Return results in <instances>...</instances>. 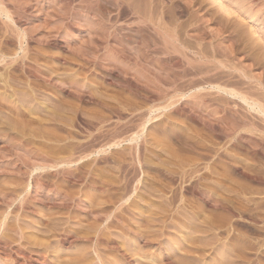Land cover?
Returning <instances> with one entry per match:
<instances>
[{
    "label": "rangeland",
    "instance_id": "rangeland-1",
    "mask_svg": "<svg viewBox=\"0 0 264 264\" xmlns=\"http://www.w3.org/2000/svg\"><path fill=\"white\" fill-rule=\"evenodd\" d=\"M14 1H0V264H264V0Z\"/></svg>",
    "mask_w": 264,
    "mask_h": 264
},
{
    "label": "bare ground",
    "instance_id": "bare-ground-1",
    "mask_svg": "<svg viewBox=\"0 0 264 264\" xmlns=\"http://www.w3.org/2000/svg\"><path fill=\"white\" fill-rule=\"evenodd\" d=\"M0 1H1V0H0ZM5 1H6V0H4V2H5ZM15 1H16V0H15ZM15 1H14V2H15ZM17 1H18V0H17ZM19 1H20V0H19ZM38 1H39V0H38ZM70 1H72V0H70ZM70 1H69V2H70ZM91 1H93V0H91ZM120 1H121V0H120ZM120 1H117V2H120ZM123 1H124V0H123ZM123 1H122V2H123ZM2 2H3V1H2ZM21 2H22V1H21ZM24 2H25V1H24ZM26 2H27V1H26ZM65 2H66V0H65ZM69 2H67L68 5H69ZM96 2H97V1H95V4H96ZM102 2H104V1H102ZM10 3H11V2H10ZM10 3H8V4L10 5ZM71 3H73V2H71ZM71 3H70V4H71ZM6 4H7V3H6ZM19 4H20V3H19ZM95 4H94V5H95ZM103 4H104V3H103ZM122 4H123V3H122ZM4 5H5V4H4ZM13 5H14V4H13ZM21 5H22V4H21ZM27 5H28V4H27ZM27 5H26V6H27ZM98 5H99V4H98ZM100 5H101V4H100ZM124 5H125V4H124ZM18 6H19V5H18ZM121 6H123V5H121ZM105 7H106V6H105ZM105 7H104V8H105ZM115 7H116V6H115ZM124 7H126V6H124ZM1 8H2V7H1ZM17 8H18V7H17ZM91 8H92V6H91ZM116 8H118V9L120 10L119 7H116ZM132 8H133V7H132ZM2 9H3V8H2ZM14 9H16V6H15ZM19 9H20V7H19ZM93 9H94V8H93ZM118 9H117V10H118ZM124 9H125V8H124ZM4 10H5V9H4ZM6 10H7V9H6ZM22 10H23V7H22ZM38 10H41V9H38ZM96 10H97V8H96ZM102 10H103V9H102ZM105 10H106V8H105ZM130 10H131V9H130ZM134 10H135V9H134ZM12 11H13V9H12ZM27 11H28V10H27ZM29 11H30V10H29ZM93 11H94V10H93ZM107 11H108V10H107ZM110 11H111V10H110ZM113 11H114V10H113ZM136 11H137V10H136ZM136 11H135V12H136ZM17 12H18V10H17ZM94 12H95V11H94ZM96 12H98V11H96ZM104 12H105V11H104ZM7 13H8V11H7ZM11 13H12V12H11ZM21 13H22V12H21ZM30 13H31V12H30ZM106 13H107V12H106ZM115 13H116V11H115ZM122 13H123V12H122ZM122 13H121V14H122ZM5 14H6V13H5ZM8 14H9V13H8ZM12 14H13V13H12ZM12 14H10V15H12ZM94 14H96V13H94ZM103 14H104V13H103ZM108 14H110V13H108ZM134 14H135V13H134ZM14 15H15V14H14ZM14 15H13V16H14ZM20 15H21V14H20ZM112 15H113V14H112ZM131 15H132V14H131ZM151 15H152V14H151ZM151 15H150V16H151ZM16 16H18V15H16ZM22 16H23V15H22ZM106 16H107V15H106ZM109 16H110V15H109ZM26 17H28V16H26ZM116 17H117V16H116ZM138 17H139V16H138ZM144 17H146V16L144 15ZM118 18H119V17H118ZM146 18H147V17H146ZM9 19H11V18H9ZM116 19H117V18H116ZM142 19H143V18H142ZM144 19H145V18H144ZM144 19H143V20H144ZM12 20H13V19H12ZM24 20H25V19H24ZM135 20H136V19H135ZM140 20H141V19H140ZM149 20H150V19H149ZM19 21H20V20H19ZM118 21H119V20H118ZM2 22H3V21H2ZM6 22H7V21H5V23H6ZM9 22H10V20H9ZM12 22H13V21H12ZM12 22H10V23H12ZM26 22H27V21H26ZM116 22H117V21H116ZM140 22H141V21H140ZM21 23H22V22H21ZM144 23H145V22H144ZM151 23H153V20H152ZM1 24H2V23H1ZM6 24H7V23H6ZM116 24H117V23H116ZM154 24H156V23L154 22ZM2 25H3V24H2ZM16 25H17V24H16ZM14 26H15V25H13V29H14ZM155 26H156V25H155ZM1 28H2V27H1ZM1 28H0V30H1ZM3 28H4V27H3ZM5 28H6V26H5ZM19 28H20V27H19ZM10 29H12V28H10ZM13 29H12V30H13ZM5 30H7V29H5ZM19 30H20V29H19ZM114 30H115V29H114ZM153 30H154V29H153ZM17 31H18V30H16V32H17ZM28 31H29V30H28ZM158 31H160V30H158ZM1 32H2V31H1ZM3 32H4V31H3ZM6 32H7V31H6ZM6 32H5V33H6ZM9 32H10V31H9ZM11 32H12V31H11ZM19 32H20V31H19ZM153 32H154V31H153ZM13 33H14V32H13ZM17 33H18V32H17ZM27 33H28V32H27ZM31 33H32V32H31ZM0 34H1V33H0ZM8 34H9V33H8ZM29 34H30V33H29ZM7 36H8V35H7ZM12 36H13V35H12ZM21 36H22V35H21ZM4 37H6V36H4ZM14 37H15V36H14ZM17 37H18V36H17ZM29 37H30V36H29ZM6 38H7V37H6ZM25 38H26V37H25ZM198 38H199V37H198ZM198 38H197V39H198ZM31 39H32V37H31ZM33 39H34V38H33ZM49 39H51V38H49ZM49 39H48V40H49ZM8 40H9V39H8ZM13 41H14V40H13ZM16 41H17V40H16ZM30 41H31V40H30ZM34 41L37 42L38 40H35V39H34ZM176 41H177V40H176ZM0 42H1V41H0ZM9 42H10V41H9ZM55 42H56V41H55ZM10 43H12V42H10ZM13 43H14V42H13ZM20 43H21V42H20ZM41 43H42V42H41ZM58 43H60V42H58ZM5 44H6V42H5ZM7 44H8V43H7ZM28 44H29V43H28ZM31 44H32V43H31ZM47 44H48V43H47ZM179 44H180V43H179ZM49 45H51V43H50ZM136 45H137V44H136ZM0 46H1V43H0ZM4 46H5V45H4ZM20 46H21V44H20ZM52 46H53V45H52ZM54 46H55V45H54ZM25 47H26V46H25ZM140 47H141V46H140ZM28 48H29V47H28ZM33 48H34V47H33ZM33 48H32V49H33ZM141 48H142V47H141ZM106 49H108V48H106ZM139 49H140V48H139ZM20 50H21V49H20ZM177 50H178V49H177ZM177 50H176V51H177ZM180 50H181V49H180ZM180 50H179V51H180ZM200 50H201V49H200ZM2 51H3V49H2ZM30 51H31V50H30ZM194 51H195V50H194ZM10 52H11V51H10ZM10 52H9V53H10ZM26 52H27V51H26ZM31 52H32V51H31ZM36 52H37V51H36ZM39 52H40V51H39ZM42 52H43V51H42ZM180 52H181V51H180ZM15 53H16V52H15ZM24 53H25V52H24ZM27 53H28V52H27ZM182 53H183V52H182ZM196 53H197V52H196ZM200 53H201V52H200ZM200 53H199V54H200ZM3 54H4V53H3ZM11 54H12V53H11ZM21 54H23V53H21ZM48 54H49V53H48ZM186 54H187V53H186ZM201 54H202V53H201ZM25 55L27 56V54H25ZM28 55H30V54H28ZM202 55H203V54H202ZM7 56H8V55H7ZM9 56H11V55H9ZM26 56H25V57H26ZM32 56H33V55H32ZM42 56H43V55H42ZM58 56H59V55H58ZM184 56H186V55L184 54ZM35 57H36V56H35ZM47 57H48V56H47ZM81 57H82V56H81ZM83 57H84V56H83ZM123 57H124V56H123ZM123 57H122V58H123ZM205 57H206V56H205ZM205 57H204V58H205ZM23 58H24V57H23ZM23 58H21V60H22ZM27 58H28V57H27ZM36 58H38V57H36ZM51 58H52V57H51ZM56 58H57V57H56ZM58 58H59V57H58ZM60 58H61V57H60ZM18 59H19V57H18ZM47 59H48V58H47ZM64 59H66V58H64ZM125 59H126V61H127V57H126ZM125 59H124V60H125ZM21 60H20V62H22ZM54 60H55V59H54ZM0 61H1V60H0ZM3 61H4V60H3ZM12 61H13V60H12ZM25 61H26V60H25ZM64 61H65V60H64ZM69 61H70V60H69ZM82 61H83V59H82ZM85 61H86V60H85ZM16 62H17V61H16ZM59 62H60V61H59ZM65 62H66V61H65ZM91 62H92V61H91ZM93 62H95V61H93ZM6 63H7V62H6ZM72 63H73V62H72ZM83 63H84V61H83ZM221 63H223V62H221ZM0 64H1V63H0ZM18 64H20V63H18ZM63 64H64V63H63ZM84 64H85V63H84ZM96 64H97V63H96ZM136 64H137V67H138V63H136ZM224 64H225V63H224ZM1 65H3V64H1ZM9 65H10V64H9ZM9 65H8V66H9ZM26 65H29V64H26ZM59 65H60V64H59ZM85 65H86V64H85ZM91 65H92V64H91ZM116 65H117V64H116ZM116 65H115V66H116ZM3 66H5V65H3ZM73 66H74V65H73ZM87 66H88V65H87ZM92 66H93V65H92ZM95 66H96V65H95ZM95 66H94V67H95ZM97 66H98V65H97ZM111 66H112V65H111ZM135 66H136V65H135ZM16 67H18V65H16ZM82 67H83V66H82ZM84 67H85V66H84ZM89 67H90V64H89ZM89 67H87V68H89ZM116 67H117V66H116ZM120 67H123V66L121 65ZM233 67H234V66H233ZM8 68H10V67H8ZM12 68H13V67H12ZM21 68H22V67H21ZM25 68H26V67H25ZM27 68H28V67H27ZM30 68H31V67H30ZM30 68H29V69H30ZM53 68H54V67H53ZM53 68H52V69H53ZM98 68H99V67H98ZM111 68H112V67H111ZM111 68H110V69H111ZM13 69H14V68H13ZM15 69H16V68H15ZM54 69H55V68H54ZM89 69H90V68H89ZM93 69H95V68H93ZM115 69H117V68H115ZM25 70L27 71V69H25ZM96 70H97V69H96ZM201 70H202V69H201ZM204 70H205V69H204ZM237 70H238V69H237ZM15 71H16V70H15ZM18 71H19V70H18ZM21 71H23V69H22ZM32 71H33V70H32ZM32 71H31V72H32ZM55 71H56V69H55ZM99 71H100V70H99ZM102 71H103V70H102ZM113 71H114V70H113ZM206 71H207V70H206ZM5 72H7V71H5ZM8 72H10V71H8ZM52 72L54 73V71H52ZM52 72H51V74H52ZM85 72H86V70H85ZM87 72H89V71H87ZM87 72H86V73H87ZM95 72H96V71H95ZM97 72H98V70H97ZM184 72H185V71H184ZM189 72H190V71H189ZM210 72H211V71H210ZM20 73H21V72H20ZM33 73H34V72H33ZM42 73H43V72H42ZM93 73H94V72H93ZM181 73H182V72H181ZM181 73H180V74H181ZM192 73H194V71H193ZM200 73H203V71H200ZM218 73H219V72H218ZM220 73H221V71H220ZM222 73H223V72H222ZM242 73H243V72H242ZM0 74H1V73H0ZM3 74H4V73H3ZM3 74H2V75H3ZM5 74H6V73H5ZM11 74L13 75V73H11ZM15 74H16V73H15ZM38 74H39V73H38ZM38 74H37V75H38ZM45 74H46V72H45ZM90 74H91V73H90ZM90 74H89V75H90ZM197 74H198V72H197ZM197 74H196V75H197ZM211 74H212V73H211ZM214 74H215V73H214ZM2 75H0V76H1V79H2ZM7 75H8V74H7ZM87 75H88V74H87ZM87 75H86V76H87ZM96 75H97V74H96ZM102 75H103V74H102ZM104 75H105V74H104ZM183 75H184V73H183ZM186 75H187V74H186ZM222 75H224V74H222ZM240 75H241V74H240ZM249 75H250V74H249ZM9 76H10V74H9ZM25 76H26V75H25ZM49 76H50V75H49ZM52 76H53V75H52ZM179 76H180V75H179ZM189 76H190V75H189ZM209 76H210V75H209ZM225 76H227L226 73H225ZM7 77H8V76H7ZM15 77H16V75H15ZM27 77H28V76H27ZM38 77H39V75H38ZM44 77H45V76H44ZM56 77H57V76H56ZM89 77H90V76H89ZM97 77H98V76H97ZM182 77H183V76H182ZM184 77H186V76H184ZM184 77H183V78H184ZM192 77H193V76H192ZM214 77H215V76H214ZM214 77H213V78H214ZM217 77H218V76H217ZM219 77H221V76H219ZM227 77H228V76H227ZM229 77H230V76H229ZM250 77H251V76H250ZM257 77H258V76H257ZM3 78H4V77H3ZM10 78H12V77H10ZM36 78H37V77H36ZM46 78H47V77H46ZM50 78H51V77H50ZM180 78H181V77H180ZM180 78H179V80H180ZM188 78H189V77H188ZM193 78H194V77H193ZM211 78H212V77H211ZM213 78H212V79H213ZM253 78H254V77H253ZM13 79H14V78H13ZM29 79H30V77H29ZM42 79H43V76H42ZM174 79H176V78H174ZM174 79H173V80H174ZM177 79H178V78H177ZM186 79H187V78H186ZM201 79H202V78H201ZM221 79H222V78H221ZM243 79H244V78H243ZM261 79H262V78H261ZM6 80H8V78H7ZM15 80H17V79H15ZM49 80H50V79H48V81H49ZM203 80H204V79H203ZM203 80H202V81H203ZM208 80H210V79L208 78ZM208 80H207V81H208ZM214 80H215V79H214ZM3 81H4V80H3ZM31 81H32V80H31ZM34 81H35V80H34ZM46 81H47V80H46ZM58 81H59V80H58ZM72 81H73V80H72ZM103 81H104V80H103ZM175 81H176V80H174V82H175ZM177 81H178V80H177ZM200 81H201V80H200ZM216 81H217V79H216ZM219 81H220V80H219ZM221 81H222V80H221ZM6 82L9 83L8 81H6ZM13 82H14V81H13ZM35 82H36V81H35ZM37 82H38V81H37ZM44 82H45V81H44ZM44 82H42V83H44ZM55 82H56V81H55ZM70 82H71V81H69V83H70ZM73 82H74V81H73ZM73 82H72V83H73ZM76 82H77V81H76ZM210 82H211V81H210ZM217 82H218V81H217ZM243 82H244V80H243ZM246 82H247V81H246ZM254 82H255V81H254ZM257 82H258V81H257ZM2 83H4V82H2ZM2 83H1V84H2ZM53 83H54V82H53ZM53 83H52V84H53ZM79 83H80V82H79ZM79 83H78V84H79ZM158 83H159V82H158ZM207 83H209V82H207ZM207 83H204V84H207ZM215 83H216V82H215ZM215 83H214V84H215ZM228 83H229V81H228ZM235 83H236V82H235ZM241 83H242V82H241ZM18 84H19V83H18ZM29 84H30V83H29ZM33 84H35V83H33ZM46 84H47V83H46ZM48 84H50V83L48 82ZM175 84H177V83H175ZM197 84H198V83H197ZM199 84H200V83H199ZM224 84H226V83H224ZM230 84H231V83H230ZM230 84L228 85V87L231 86L233 83H232L231 85H230ZM242 84H243V83H242ZM254 84H255V83H254ZM256 84H257V83H256ZM20 85H21V84H20ZM31 85H32V84H30V86H31ZM36 85H37V84H36ZM170 85H172V84H170ZM170 85H169V86H170ZM200 85H201V84H200ZM6 86H7V85H6ZM10 86H11V84H10ZM15 86H16V85H15ZM32 86L34 87V85H32ZM56 86H57V85H56ZM224 86H226V85H224ZM258 86H259V84H258ZM13 87H14V86H13ZM13 87H12V88H13ZM194 87H195V86H194ZM4 88H5V87H4ZM12 88H11V89H12ZM30 88H31V87H30ZM173 88H174V87H173ZM258 88H259V87H258ZM5 89H7V87H6ZM16 89H17V88H16ZM20 89H21V88H20ZM20 89H19V90H20ZM25 89H26V88H25ZM170 89H171V88H170ZM221 89H223V88H221ZM233 89H234V88H233ZM253 89H255V88H253ZM7 90H9V89H7ZM21 90H23V92H24L23 87H22ZM21 90H20V91H21ZM33 90H34V88H33ZM60 90H61V89H60ZM62 90H63V89H62ZM218 90H219V88H218ZM235 90H236V89H235ZM0 91H4V90H1V89H0ZM9 91H10V90H9ZM29 91H30V90H29ZM82 91H83V90H82ZM82 91H81V93H83ZM224 91H226V90H224ZM237 91H238V90H237ZM237 91H236V92H237ZM240 91H241V90H240ZM255 91H256V90H255ZM5 92H6V91H5ZM26 92H27V91H26ZM169 92L171 93V91H169ZM178 92H179V91H178ZM220 92H221V90H220ZM227 92H228V91H227ZM241 92H242V91H241ZM256 92H257V91H256ZM261 92H263V91H261ZM7 93H8V91H7ZM10 93H11V92H10ZM10 93H9V94H10ZM13 93H14V91L12 92V94H13ZM27 93H28V92H27ZM29 93H30V92H29ZM32 93L34 94V92H32ZM85 93H86V92H85ZM153 93H154V92H153ZM170 93H169V94H170ZM216 93H218V92H216ZM239 93H240V92H239ZM249 93H250V92H249ZM252 93H253V92H252ZM20 94H21V93H20ZM150 94H151V93H150ZM154 94H155V93H154ZM243 94H244V93H243ZM246 94H247V93H246ZM246 94H244V95H246ZM253 94H255V93H253ZM258 94H260V93H258ZM5 95H6V94H5ZM17 95H18V94H17ZM26 95H27V94H26ZM225 95H226V94H225ZM234 95H235V94H234ZM260 95H261V94H260ZM260 95H259V96H260ZM11 96L13 97V95H11ZM28 96H30V94H28ZM35 96H36V95H35ZM78 96H79V95H78ZM240 96H241V95H240ZM246 96H249V95H246ZM251 96H252V95H251ZM254 96H255V95H254ZM1 97H2V96H1ZM5 97H6V96H5ZM8 97H9V96H8ZM81 97H83L82 94H81ZM144 97H145V96H144ZM155 97H157V96H155ZM9 98H10V97H9ZM32 98H33V97H32ZM231 98H232V97H231ZM255 98H256V97H255ZM1 99H2V98H1ZM33 99H34V98H33ZM33 99H31V100H33ZM38 99H39V98H38ZM80 99H81V98H80ZM153 99H156V98H153ZM160 99H162V98H160ZM169 99H171V98H169ZM250 99H251V98H250ZM262 99H263V98H262ZM3 100H4V99H3ZM6 100H7V99H6ZM14 100H16V99H14ZM147 100H148V99H147ZM149 100H150V99H149ZM149 100H148V101H149ZM232 100H233V99H232ZM170 101H172V100H170ZM173 101H174V100H173ZM256 101H257V100H256ZM8 102H9V101H8ZM175 102H177V101H175ZM5 103H6V102H5ZM12 103H13V102H12ZM34 103L36 104V101H35ZM39 103H40V102H39ZM100 103H101V102H100ZM7 104H8V103H7ZM15 104H16V103H15ZM43 104H44V103H43ZM101 104H102V103H101ZM261 104H262V102H261ZM2 105H3V103H2ZM4 105H5V104H4ZM16 105H17V104H16ZM37 105H38V103H37ZM37 105H36V106H37ZM102 105H103V104H102ZM169 105H170V102H169ZM228 105H229V104H228ZM6 106H7V105H6ZM8 106H10V105L8 104ZM41 106H42V105H41ZM46 106H47V105H46ZM103 106H104V105H103ZM167 106H168V105H167ZM10 107H12V104H11ZM13 107H15V106H13ZM17 107H18V106H17ZM17 107H15V109H16ZM168 107H169V106H168ZM1 108H3V107H1ZM1 108H0V110H1ZM23 108H24V107H23ZM27 108H28V107H27ZM34 108H35V107H34ZM39 108H40V107H39ZM175 108H176V107H175ZM3 109H4V108H3ZM8 109H9V108H8ZM8 109H6V110H8ZM29 109H31V108H28V110H29ZM32 109H33V108H32ZM165 109H166V108H165ZM171 109L173 110V108H171ZM13 110H14V109H13ZM28 110H27V111H28ZM36 110H37V109H36ZM36 110H35V111H36ZM40 110H41V109H40ZM43 110H44V109H43ZM43 110H42V111H43ZM51 110H52V109H51ZM249 110H250V109H249ZM2 111H3V110H2ZM9 111H10V110H9ZM21 111H22V110H21ZM42 111H41V112H42ZM17 112H19V111H17ZM17 112H16V113H17ZM24 112H25V111H24ZM52 112H53V111H52ZM9 113H10V112H9ZM12 113H14V112H12ZM30 113H31V111L29 112V114H30ZM36 113H37V111H36ZM38 113H39V111H38ZM47 113H49V112H47ZM54 113H55V110H54ZM237 113H238V112H237ZM258 113H259V112H258ZM20 114H21V112H20ZM22 114H23V113H22ZM27 114H28V112H27ZM58 114H59V112H58ZM5 115H6V114H5ZM18 115H19V114H18ZM24 115H25V114H24ZM30 115H31V114H30ZM50 115H51V114H50ZM55 115H56V114H55ZM7 116H8V115H7ZM22 116H23V115H22ZM33 116H34V115H33ZM263 116H264V115H263ZM2 117H3L2 119H4L5 116H2ZM14 117H15V116H14ZM14 117H13V118H14ZM16 117H17V116H16ZM20 117H21V116H20ZM26 117H27V116H26ZM30 117H31V116H30ZM36 117H37V116H36ZM36 117H35V118H36ZM7 118L10 119V117H7ZM13 118L11 119V122H12ZM53 118H54V116H53ZM0 119H1V118H0ZM16 119H17V118H16ZM32 119H33V118H32ZM37 119H38V117H37ZM5 120H6V119H5ZM14 120H15V118H14ZM29 120H30V119H29ZM38 120H39V119H38ZM48 120H49V119H48ZM53 120H54V119H53ZM8 121H9V120H8ZM16 121H17V120H16ZM22 121H23V120H22ZM26 121H27V119H26ZM35 121H37V120H35ZM42 121H43V120H42ZM24 122H25V121H24ZM31 122H32V121H31ZM31 122H29V123H31ZM33 122H34V121H33ZM5 123H7V121H6ZM19 123H21V122H19ZM26 123H27V125H26ZM26 123H25V125L28 126V122H26ZM38 123H39V122H38ZM38 123H36V124H38ZM40 123H41V122H40ZM40 123H39V124H40ZM0 124H1V123H0ZM8 124H9V123H8ZM21 124H23V123H21ZM252 124H253V123H252ZM5 125H6V124H5ZM17 125H18V124H17ZM25 125L23 124L24 127H25ZM256 125H257V124H256ZM12 126H14V125H13V122H12ZM30 126H32V125H30ZM30 126H29V127H30ZM254 126H255V125H254ZM258 126H259V125H258ZM1 127H2V125H1ZM9 127H11L10 124H9ZM15 127H16V126H15ZM21 127H22V125H21ZM249 127H250V126H249ZM255 127H256V126H255ZM16 128H17V127H16ZM25 128L27 129V127H25ZM32 128H33V127H32ZM32 128H31V129H32ZM212 128H213V127H212ZM12 129H13V128H12ZM26 129H25V130H26ZM28 129H29V128H28ZM31 129H29V130L32 131ZM9 130H10V129H9ZM15 130H16V129H15ZM23 130H24V129H23ZM2 131H3V130H2ZM10 131H11V130H10ZM16 132H17V130H16ZM13 133H14V132H13ZM20 133H21V132H20ZM20 133H19V134H20ZM38 133H39V132H38ZM222 133H223V131H222ZM0 134H1V135H2V134L5 135V134H7V132H6L5 134H4L3 132H2V133L0 132ZM26 134H27V133H26ZM35 134H36V133H35ZM35 134H34V135H35ZM220 134H221V133H220ZM9 135H10V134H8V136H9ZM22 135H23V134H22ZM31 135H32V134H31ZM34 135H33V136H34ZM6 136H7V135H6ZM10 136H11V135H10ZM17 136H18V135H17ZM24 136H25V135H24ZM26 136H27V135H26ZM3 137H4V136H3ZM14 137H15V135H14ZM14 137H13V138H14ZM20 137H21V136H20ZM20 137H19V139H18L19 141H20ZM90 137H91V136H90ZM11 138H12V137H11ZM11 138L9 139L10 141H11ZM15 138H16V137H15ZM22 138H23V137H22ZM3 139H4V138H3ZM16 139H17V138H16ZM0 140H1V139H0ZM4 140H5V139H4ZM6 140H7V139H6ZM9 140H8V141H9ZM18 140H17V141H18ZM14 142H15V139H14ZM14 142H13V143H14ZM55 142H56V141H55ZM58 142H59V141H58ZM11 143H12V142H11ZM114 144H115V143H114ZM12 145H13V144H12ZM5 146H6V145H5ZM54 148H55V147H54ZM64 148H65V147H64ZM69 148H70V147H69ZM6 149H7V148H6ZM60 149H61V148H60ZM9 150H10V149H9ZM51 150H52V149H51ZM57 150H59V149H57ZM62 150H63V149H62ZM64 150H65V149H64ZM66 150L68 151V149H66ZM73 150H74V149H73ZM75 150H76V149H75ZM250 150H251V149H250ZM43 151H44V150H43ZM55 151H56V150H55ZM55 151H54V150L52 151L53 154L55 153ZM252 151H253V150H252ZM257 151H258V150H257ZM49 152H50V151H48V153H49ZM57 152H58V151H57ZM61 152H62V151H60V153H61ZM65 152H66V151H65ZM68 152H69V151H68ZM72 152H73V151H72ZM254 152H255V151H254ZM254 152H253V153H254ZM12 153H13V152H12ZM38 153H39V152H38ZM40 153H41V152H40ZM40 153H39V154H40ZM50 153H51V152H50ZM58 153H59V152H58ZM58 153H57V154H58ZM70 153H71V150H70ZM75 153H76V152H75ZM75 153H74V154H75ZM97 153H98V152H97ZM251 153H252V152H251ZM10 154H11V153H10ZM15 154H16V153H15ZM17 154H18V153H17ZM17 154H16V155H17ZM39 154H38V158H39ZM61 154H62V153H61ZM63 154H64V152H63ZM66 154H67V153H65V155H66ZM254 154H255V153H254ZM0 155H1V154H0ZM12 155H13V154H12ZM16 155H15V156H16ZM36 155H37V154H36ZM40 155H41V154H40ZM46 155H47V154H46ZM51 155H52V154H51ZM51 155H50V156H51ZM65 155H64V156H65ZM89 155H90V154H89ZM89 155H87V156L89 157ZM255 155H256V154H255ZM13 156H14V155H13ZM13 156H12V157H13ZM17 156H18V155H17ZM17 156H16V157H17ZM29 156H30V155H29ZM42 156H43V155H42ZM54 156L57 157L58 155L54 154ZM62 156H63V155H62ZM68 156H69V155H68ZM87 156H85V157H87ZM103 156H104V155H103ZM0 157H1V156H0ZM10 157H11V156H10ZM35 157H36V156H35ZM47 157H48V156H47ZM56 157H55V158H56ZM65 157H67V156H65ZM69 157H70V156H69ZM69 157H68V158H69ZM72 157H73V156L70 157L71 160H72ZM88 157H87V158H88ZM4 158H5V157H4ZM4 158H3V159H4ZM20 158H21V156H20ZM45 158H46V156H45ZM51 158H52V156H51ZM53 158H54V157H53ZM55 158H54V159H55ZM79 158H80V157H79ZM82 158H83V157H82ZM5 159H6V158H5ZM15 159H16V158H15ZM27 159H28V158H27ZM33 159H34V158H33ZM42 159H43V158H42ZM49 159H50V158H49ZM73 159H74V158H73ZM76 159H77V158H76ZM89 159H90V157H89ZM93 159H94V158H93ZM20 160H23V159H20ZM37 160H38V159H37ZM46 160H47V159H46ZM56 160H57V161H56ZM56 160H53V162H56L57 165H58V164H59V165H66V164L74 163V162L76 161V160H75L74 162H72V161L67 160V159H65V158H58V157H57ZM24 161H26V159H25ZM40 161H41V160H40ZM51 161H52V160H51ZM78 161H79V160H78ZM93 161H94V160H93ZM8 162H9V161H8ZM30 162H32V160H31ZM49 162H50V160H49ZM9 163H10V162H9ZM14 163H15V162H14ZM10 164H11V163H10ZM25 164H26V162H25ZM33 164H34V162H33ZM35 164H37V163H35ZM49 164H51V163H49ZM54 164H55V163H54ZM14 165H16V164H14ZM27 165H28V163H27ZM29 165H30V164H29ZM29 165H28V167H29ZM45 165H46V163H45ZM22 166H23V165H22ZM22 166H21V167H22ZM32 166H33V165H32ZM50 166H51V165H50ZM67 166H68V165H67ZM10 167H11V166H10ZM12 167H13V166H12ZM38 167H39V166H38ZM59 167H60V166H59ZM19 168H20V166H19ZM19 168H18V169H19ZM23 168H24V167H23ZM52 168H53V167H52ZM57 168H58V167H57ZM57 168H56V169H57ZM68 168H69V167H68ZM30 169H31V168H30ZM50 169H51V167H50ZM58 169H59V168H58ZM60 169H62V167H61ZM26 170H27V169H26ZM48 170H49V169H48ZM64 170H66V168H65ZM0 171H1V170H0ZM15 171H16V170H15ZM42 171H43V170H42ZM57 171H59V170H57ZM62 171H63V170H62ZM67 171H68V170H67ZM16 172H18V171H16ZM28 172H29V171H28ZM91 172H92V171H91ZM25 173H26V171H25ZM30 173H31V172H30ZM49 173H50V172H49ZM187 173H188V172H187ZM195 173H196V172H195ZM198 173H199V171H198ZM63 174H64V173H63ZM63 174H62V175H63ZM22 175H23V174H22ZM25 175H26V174H25ZM49 175H50V174H49ZM52 175H53V174H52ZM54 175H56V173H55ZM57 175H58V174H57ZM64 175H65V174H64ZM193 175H194V174H193ZM20 176H21V175H20ZM20 176H19V177H20ZM78 176H79V175H78ZM186 176H187V175H186ZM21 177H23V176H21ZM41 177H42L41 175H37V176L34 178L33 181H35V185H38L37 183H39V185H41V184H40V183H41L40 181H42V180L40 179ZM51 177H52V176H51ZM55 177H56V176H55ZM59 177H61V176H59ZM59 177H58V178H59ZM24 178H25V176H24ZM27 178H28V176H27ZM62 178H63V176H62ZM77 178H78V177H77ZM85 178H86V177H85ZM85 178H84V179H85ZM254 178H255V177H254ZM256 178L259 179L258 177H256ZM30 179H31V178H30ZM39 179H40V181H39ZM46 179H47V177H45V180L43 179V181L46 182ZM63 180H66V179L64 178ZM80 180H81V179H80ZM24 181H25V179H24ZM26 181H27V179H26ZM30 181H31V180H30ZM43 181H42V182H43ZM47 181L50 182V180H47ZM70 181H71V180H70ZM195 181H196V180H195ZM57 182H58V181H57ZM88 182H90V181H88ZM196 182H197V181H196ZM196 182H195V184L197 185ZM198 182H199V181H198ZM22 183H23V182H21V184H22ZM24 183H25V182H24ZM52 183H53V182H52ZM52 183H51V184H52ZM19 184H20V183H19ZM33 184H34V183H33ZM42 184H43V183H42ZM57 184H58V183H57ZM57 184H56V185H57ZM90 184H92V182H91ZM22 185H23V184H22ZM24 185H25V184H24ZM26 185H28V184H26ZM19 186H20V185H18V188H19ZM42 186H43V185H42ZM45 186H47V185H45ZM51 186H52V185H51ZM53 186H55V185H53ZM86 186H87V185H86ZM88 186H89V185H88ZM194 186H195V185H194ZM7 187H9V186H7ZM10 187H11V186H10ZM40 187H41V186H40ZM47 187H49V185H48ZM47 187H46V189H48ZM92 187H93V186H92ZM102 187H103V186H102ZM102 187H101V188H102ZM11 188H12V187H11ZM16 188H17V187H16ZM24 188H25V187H24ZM49 188L51 189V187H49ZM61 188H62V187H61ZM88 188H89V187H88ZM9 189H10V188H9ZM22 189H23V188H22ZM53 189H54V188H53ZM62 189H63V188H62ZM108 189H109V188H108ZM15 190H16V189H15ZM19 190H20V189H19ZM19 190H18V191H19ZM30 190H31V189H30ZM39 190H40V189H39ZM56 190H57V189H56ZM56 190H55V192H56ZM58 190H59V189H58ZM101 190H102V189H101ZM0 191H1V190H0ZM2 191H3V190H2ZM4 191H6V190H4ZM7 191H8V189H7ZM59 191H60V190H59ZM59 191H58V192H59ZM105 191H106V190H105ZM38 192H39V191H38ZM40 192H41V191H40ZM40 192H39V193H40ZM46 192H47V190H46ZM48 192H49V191H48ZM103 192H104V191H103ZM10 193H11V192H10ZM14 193H15V192H14ZM14 193H13V194H14ZM21 193H22V192H21ZM21 193H20V194H21ZM56 193H57V192H56ZM4 194H5V193H4ZM24 194H25V193H24ZM33 194H34V193H33ZM35 194H36V193H35ZM54 194H55V193H54ZM57 194H58V193H57ZM67 194H68V193H67ZM31 195H32V194H31ZM40 195H41V194H40ZM64 195L66 196V194H64ZM8 196H9V195H8ZM14 196H15V195H14ZM55 196H56V195H55ZM62 196H63V195H62ZM6 197H7V196H6ZM17 197H18V196H16V198H17ZM27 197H28V196H26V198H27ZM30 197H32V196H30ZM30 197H29V198H30ZM50 197H51V196H50ZM69 197H71V196L69 195ZM69 197H68V199H69ZM73 197H74V196H73ZM2 198H3V197H2ZM8 198H9V197H8ZM13 198H15V197H13ZM37 198H38V197H37ZM54 198H55V197H54ZM4 199H5V198H4ZM4 199H3V200H4ZM10 199H11V197H10ZM39 199H41V198H39ZM48 199H49V197H48ZM51 199H52V198H51ZM64 199H65V198H64ZM66 199H67V197H66ZM68 199H67V200H68ZM72 199H73V198H72ZM72 199H71V200H72ZM1 200H2V199H1ZM7 200H8V199H7ZM7 200H6V201H7ZM12 200H13V199H12ZM15 200H16V199H15ZM15 200H14V201H15ZM18 200H19V199H18ZM32 200H34L33 197H32ZM4 201H5V200H4ZM14 201H13V203H15ZM19 201H20V200H19ZM23 201H24V198H23ZM23 201H22V204H24L23 206H25V204H26L25 202H26V201L28 202V200H26L24 203H23ZM35 201H36V200H35ZM39 201H41V200H39ZM60 201H61V200H60ZM0 202H1V201H0ZM11 202H12V201H11ZM29 202H30V201H29ZM46 202H47V200H46ZM50 202H51V201H50ZM54 202H55V200L53 201V203H54ZM69 202H70V201H68V203H69ZM2 203H3V202H2ZM18 203H19V202H18ZM33 203H34V202H33ZM55 203H56V202H55ZM62 203H63V202H62ZM46 204H48V203H46ZM59 204H60V202H59ZM74 204H75V203H74ZM34 205H35V204H34ZM48 205H49V204H48ZM55 205H56V204H55ZM63 205H64V204H63ZM66 205H67V204H66ZM66 205H65V207H66ZM68 205H69V204H68ZM70 205H72V204H70ZM23 206H22V207H23ZM26 206H28V205H26ZM26 206H25V207H26ZM30 206H31V204H30ZM37 206H38V205H37ZM37 206H36V207H37ZM15 207H16V206H15ZM20 207H21V206H20ZM57 207H58V206H57ZM16 208L18 209V207H16ZM37 208H38V207H37ZM52 208H53V206H52ZM59 208H60V207H59ZM20 209H21V208H20ZM38 209H39V208H38ZM50 209H51V208H50ZM47 210H48V209H47ZM57 210H58V209H57ZM102 210H103V209H102ZM51 211H53V210H51ZM26 212H27V211H26ZM31 212H32V211H31ZM35 212H36V211H35ZM35 212H34V213H35ZM37 212H38V210H37ZM86 213H88V212H86ZM86 213H85V214H86ZM96 213H97V212H96ZM98 213H100V212H98ZM24 214H25V212H24ZM38 215H39V214H38ZM99 215H100V214H99ZM39 216H40V215H39ZM115 217H116V216H115ZM118 217H119V216H118ZM2 218H3V217H2ZM2 218H1V219H2ZM5 218H6V217H5ZM99 218H100V217H99ZM115 219H116V218H115ZM97 220H98V219H97ZM118 221H119V220H118ZM97 222H98V221H97ZM100 222H101V221H100ZM98 224H100V223L98 222ZM101 224H102V223H101ZM107 224H108V223H107ZM117 225H118V224H117ZM121 225H122V224H121ZM121 225H120V226H121ZM3 226H4V225H3ZM3 226H2V227H3ZM6 226H7V225H6ZM49 226H50V225H49ZM108 226H109V225H108ZM120 226H119V227H120ZM123 226H124V225H123ZM123 226H122V227H123ZM106 227H107V225H106ZM50 228H51V227H50ZM16 229H17V228H16ZM16 229H15V230H16ZM53 229H54V228H53ZM53 229H52V230H53ZM120 229H121V228H120ZM54 230H55V229H54ZM125 230H126V229H125ZM65 231H66V230H65ZM100 231H101V230H100ZM122 231H123V230H122ZM22 232H23V231H22ZM96 232H97V231H96ZM17 233H18V232H17ZM17 233H16V234H17ZM65 233H66V232H65ZM65 233H64V234H65ZM67 233H68V232H67ZM67 233H66V234H67ZM99 233H100V232H99ZM102 233H103V231H102ZM23 234H24V233H21L22 236H23ZM24 235H25V234H24ZM94 235H96V234H94ZM25 236H26V235H25ZM70 236H71V235H70ZM90 236H91V235H90ZM101 236H102V235H101ZM101 236H100V237H101ZM23 237H24V236H23ZM72 237H73V236H72ZM85 237H86V236H85ZM88 237H89V236H88ZM100 237H99V238H100ZM104 237H105V236H103V238H104ZM24 238H25V237H24ZM97 238H98V237H97ZM103 238H102V239H103ZM1 239H2V238H0V240H1ZM59 239H61V238L59 237ZM63 239H64V238H63ZM86 239H87V238H85V240H86ZM93 239H94V238L92 237V240H93ZM95 240H96V239H95ZM18 241H19V239H18ZM18 241H17V242H18ZM24 241H25V239H24ZM24 241H23V242H24ZM61 241H62V240H61ZM71 241H74V239L71 240ZM77 241H78V239H77ZM79 241H80V240H79ZM86 241H87V240H86ZM5 242H6V241H5ZM58 242H59V241H58ZM88 242H89V241H88ZM90 242H91V241H90ZM96 242H97V241H96ZM61 243H62V242H61ZM5 244H6V243H5ZM5 244H4V245H5ZM11 244H12V243H11ZM8 245H9V244H8ZM25 245H26V244H25ZM97 245H99V244H97ZM117 245H118V244H117ZM41 246H43V245H41ZM94 246H96V245H94ZM119 246H120V245H119ZM96 247H97V246H96ZM98 247H99V246H98ZM117 247H118V246H117ZM114 248H115V247H114ZM19 249H20V248H19ZM120 249H121V248H120ZM16 250H18V249H16ZM21 250H22V249H21ZM29 250H30V249H29ZM95 250H97V249H95ZM118 250H119V249H118ZM11 251H12V250H11ZM14 252H15V249H14ZM26 252H27V251H26ZM43 252H44V251H43ZM121 252H122V251H121ZM135 252H136V251H135ZM135 252H134V254H136ZM138 252H139V250H138ZM24 253H25V252H24ZM30 253H31V252H30ZM38 253H40V252H38ZM118 253H119V252H118ZM45 254H46V253H45ZM119 254H120V253H119ZM119 254H118V255H119ZM134 254H133V255H134ZM138 254H139V253H138ZM19 255H20V254H19ZM32 255H33V254H32ZM38 255H39V254H38ZM121 255H122V254H121ZM125 255H126V254H125ZM21 256H22V255H21ZM29 257H30V256H29ZM42 257H43V254H42ZM44 257H45V256H44ZM120 257H121V256H120ZM99 258H100V257H99ZM133 258H134V257H133ZM21 259H22V258H21ZM25 259H26V258H25ZM44 259H46V258H44ZM116 259H117V258H116ZM123 259H124V258H123ZM26 260H27V259H26ZM30 260H31V259H30ZM36 260H37V259H36ZM41 260H42V259H41ZM120 260H121V259H120ZM121 261H122V260H121ZM129 261H130V260H129ZM19 262H20V261H19ZM25 262H26V261H25ZM25 262H24V263H25ZM44 262H45V261H44ZM46 262H47V261H46ZM119 263H120V261H119ZM19 264H23V263L20 262ZM45 264H46V263H45Z\"/></svg>",
    "mask_w": 264,
    "mask_h": 264
}]
</instances>
